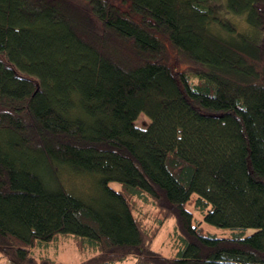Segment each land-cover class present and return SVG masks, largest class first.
<instances>
[{
  "label": "trees",
  "instance_id": "16d2710c",
  "mask_svg": "<svg viewBox=\"0 0 264 264\" xmlns=\"http://www.w3.org/2000/svg\"><path fill=\"white\" fill-rule=\"evenodd\" d=\"M216 1L0 0V260L264 264V0Z\"/></svg>",
  "mask_w": 264,
  "mask_h": 264
},
{
  "label": "rangeland",
  "instance_id": "374dc122",
  "mask_svg": "<svg viewBox=\"0 0 264 264\" xmlns=\"http://www.w3.org/2000/svg\"><path fill=\"white\" fill-rule=\"evenodd\" d=\"M216 8H223V1L218 0L215 3ZM228 19L233 21L236 25L237 28H243L245 25V21L242 15H236V14H228L226 16ZM149 122V118L144 114L140 113L135 120V124L139 127H145ZM76 180V179H75ZM65 184L67 187H77L79 182L74 181L71 183L69 180H65ZM76 182V183H75ZM81 182V193L84 195H92L94 193V185H93V180L89 178H82L80 179ZM77 190L79 188L77 187ZM173 219L167 220L164 225L162 226L161 230L159 231L157 237L152 243V247L155 250L160 251L163 254H170V244L172 243L171 241V228L173 225ZM206 226V225H205ZM47 255L50 257H53L56 261H62V262H78L82 260L84 257L81 255L74 247V245L70 242L68 239H61L59 241V244L57 245V248H49L47 251Z\"/></svg>",
  "mask_w": 264,
  "mask_h": 264
},
{
  "label": "built area",
  "instance_id": "2783aa9c",
  "mask_svg": "<svg viewBox=\"0 0 264 264\" xmlns=\"http://www.w3.org/2000/svg\"><path fill=\"white\" fill-rule=\"evenodd\" d=\"M0 264H13V263L9 260H0Z\"/></svg>",
  "mask_w": 264,
  "mask_h": 264
}]
</instances>
